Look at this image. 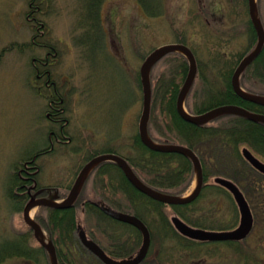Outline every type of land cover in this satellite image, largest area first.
I'll use <instances>...</instances> for the list:
<instances>
[{"label":"rangeland","instance_id":"374dc122","mask_svg":"<svg viewBox=\"0 0 264 264\" xmlns=\"http://www.w3.org/2000/svg\"><path fill=\"white\" fill-rule=\"evenodd\" d=\"M46 1L42 10L44 7L47 10L38 17L44 25L39 28L30 17L27 19L29 0H0V244L4 240L13 241L29 230L22 219V207L17 209L5 193L15 165L45 149L47 133L57 130L44 119L47 106L35 89L39 84H35L32 59H42L48 52H54V64L46 69L57 82L54 87L62 98L61 117L66 121L63 132L68 141L53 144L49 152L39 156L33 176L38 186L57 188L59 195L64 196L90 153L111 148L118 154L130 155L132 136L141 119L138 71L151 50L179 38L185 39L186 45L194 49L203 71L208 73L212 55L240 52L242 58L254 46L248 43L249 17L245 0H158L160 4L149 10L152 14L159 13L155 17L148 15L138 0H105L101 8L105 31V36L101 37L103 53L95 51L92 60L91 55L84 57L83 44L79 45L78 41L86 31L81 22H91L85 20L88 17L86 0ZM256 2L264 23V0ZM33 38L36 42L30 46ZM168 63L167 58L155 67L151 73L153 80L156 74L168 68ZM40 66L42 70V64ZM199 84L196 78L191 91ZM245 85H257V82ZM152 128V136L162 140L161 134ZM255 156L264 162L263 157ZM210 177L209 174L207 182L211 181ZM195 186L196 175L184 195ZM94 188L99 190L100 182L94 180L92 174L84 195L97 199ZM202 193L195 205L198 215L217 211L213 224L234 223L235 210L226 194L209 187ZM37 214L44 216L45 211L35 208L32 216ZM79 215L82 218V214ZM151 229L155 253L161 251L166 257L173 247H179L178 240L168 241L160 236L154 221ZM120 232L125 233L123 229ZM97 236L101 237L98 232ZM249 241L248 245L254 249V240ZM30 244L34 249L39 248L35 240ZM207 249L212 250V247ZM209 252L213 257L206 262L191 260L188 251L174 252V256L185 257L187 264H228L231 260L236 264L237 257L232 251ZM35 254L42 264V253L36 249ZM255 254L264 264V251L256 250ZM2 264L29 263L12 257Z\"/></svg>","mask_w":264,"mask_h":264},{"label":"trees","instance_id":"16d2710c","mask_svg":"<svg viewBox=\"0 0 264 264\" xmlns=\"http://www.w3.org/2000/svg\"><path fill=\"white\" fill-rule=\"evenodd\" d=\"M103 0H86L85 12L93 14L92 18L99 16V7ZM146 13L152 7L159 5L157 0H138ZM159 3V4H158ZM29 11L26 16L36 22L39 28L44 25L39 20L43 5H47L46 0H29ZM47 10V7H44ZM95 22L97 31L100 30V21ZM84 29L86 24H80ZM38 29V28H37ZM82 39L91 35L92 32L84 31ZM96 32V31H93ZM248 43L251 46L255 43V32L248 20ZM44 33V31H42ZM41 33V34H42ZM40 35H35L38 37ZM100 38V37H99ZM33 38L29 45L35 43ZM86 42L85 40L83 41ZM178 43H186L185 39H177ZM195 53V51L193 50ZM242 54H229L227 56L217 53L210 57V71L205 73L198 62L199 86L193 89L190 97L185 101L187 110L192 114H201L212 108L221 105H237L251 112L264 115V106L257 105L241 99L235 94L231 87L230 79L238 63L241 61ZM171 57V56H170ZM176 60L177 72L174 75H161L156 81L153 99L151 101L150 115L147 122V131L149 135L157 142L166 144H182L192 149L198 156L202 171L203 180L207 181V176H224L234 181L244 192L246 198L251 204L254 214V228L251 234L256 246L254 249L247 245L248 242H216L200 243L181 237L175 232L165 214V208L168 206L154 201L144 194L138 192L123 176L117 164L113 162L101 163L93 173L94 180L100 182V187L104 190L102 200L113 208L132 213L138 216L149 227L151 232V246L145 259L140 264H186L185 257H176L174 252H184L185 248H190L191 244H182L178 248H172L169 255H162L161 251L155 253L153 244L154 232L151 229V223L154 221L160 236L168 241L184 240L188 243L199 245L207 251L210 257L211 252L217 249L232 251L237 257L236 264H263L256 256L255 251H264V176L257 173L242 157L240 148L247 146L252 152L264 158V124L252 122L240 116L222 115L209 124L196 126L183 121L175 109L178 90L185 74V62L182 57ZM176 59V57H175ZM41 63V61L39 62ZM42 64V63H41ZM34 75L41 73L42 70L36 63H31ZM172 67V65H171ZM139 78V77H138ZM46 81V80H44ZM246 82L257 85H245ZM240 83L247 91L264 96V47L260 54L244 70ZM255 86V87H254ZM243 87V88H244ZM244 88V89H245ZM55 100L54 97H52ZM55 108V102H52ZM159 113V115H158ZM160 118V120H159ZM154 127L162 137L158 140L153 137L151 130ZM129 149V156H124L137 177L147 186L161 192L171 193L176 196L183 195L190 186L194 169L190 160L181 154L171 152H160L150 150L145 147L137 132L132 136ZM39 151L34 156L26 158L20 164L15 165L13 178L9 182L6 190L7 197L14 201L16 208L20 209L28 198L27 190L36 180L32 175L36 171V158ZM27 166V167H26ZM27 170L32 171L28 173ZM20 172V173H19ZM87 180L82 191L74 205L66 210L44 207L40 210L45 211V215L37 214L35 220L44 228L48 238L54 245L58 264H102L95 259L79 243L76 236L78 224H83L88 236L97 243L107 246L106 250L115 257L126 256L131 252L120 253V222L112 220L104 215L96 206L85 200L79 199L84 195ZM207 187L226 193L217 185L204 184L202 191ZM16 190L22 191V194L16 193ZM39 190L37 188L33 194ZM200 193L198 198L189 204L174 205L169 209L171 214L178 215L188 224L194 227L207 229H228L232 225H215L213 217H216L217 211L206 216L197 214L199 209L195 207L198 200L202 197ZM46 196L51 194L48 190H42L41 194ZM56 198L62 196L57 193ZM124 195V201L121 199ZM24 201L21 202V199ZM91 205V206H90ZM93 209V213L89 211ZM82 214L80 218L79 214ZM147 218L149 219L147 221ZM93 225V226H92ZM135 231L139 236L138 232ZM101 237L97 236V232ZM34 240L30 230L23 235H19L15 240H4L0 244V264L12 257H18L29 264H41L36 259V249L42 253V264H49L47 255L42 248L31 246L30 242ZM138 241V238H137ZM138 243V242H137ZM212 247V250H208ZM184 248V249H183ZM215 250V251H214ZM223 256L221 257V259ZM234 260L228 261L232 264Z\"/></svg>","mask_w":264,"mask_h":264},{"label":"water","instance_id":"95a60500","mask_svg":"<svg viewBox=\"0 0 264 264\" xmlns=\"http://www.w3.org/2000/svg\"><path fill=\"white\" fill-rule=\"evenodd\" d=\"M248 5H249L250 21L257 35V43L254 49L238 64L237 68L233 72L231 77V86L233 91L243 100L264 106V97L246 93L242 90V88L239 85V77L242 71L257 57V55L261 52L262 47L264 45V28L259 18L256 16L255 0H248ZM172 51H180L188 59V72L186 74L184 84L176 99V110L181 118L196 126L203 125L209 122L210 120L221 115L240 116L252 122H260L264 124V115L250 112L236 105L218 106L199 115H192L186 112V110L184 109V99L192 85V82L197 72L194 55L185 45H181V44H167L155 49L149 56L145 58V60L142 62L139 68V75L141 78V82L143 84L142 114L138 126L139 138L142 144L151 150L160 151V152H173L188 157L191 160L193 167L195 169L197 176V184L194 190L186 197H177L173 195L162 194L147 187L144 183H142L133 173L126 160L121 158L120 156L114 154H103L92 158L82 167V169L80 170L74 181L73 187L71 188V190L69 191L68 195L65 197L64 200H62L61 202H54L52 200L45 198L38 200L31 199V201L28 202L23 209V219L25 223L28 225V227L33 230L35 238L38 240V242L47 252L49 256L50 264H57V258L54 247L50 241L43 243L42 241L39 240L37 235L41 228L32 218H30L29 216L30 209L35 206H46L52 208H66L72 206L79 194L81 185L88 171L92 167L96 166L97 164L103 161H112L116 163L123 172L126 179L135 189H137L139 192L145 194L146 196L158 202L168 205L187 204L195 200V198L199 195L203 181H202L201 164L196 154L186 146L156 144L149 138L147 134V121L149 118L150 104H151L148 72L151 65L158 58ZM241 154L243 158L254 169L264 174V163L261 162L256 156H254V154H252V152L249 149L242 148ZM214 183L226 189L231 194V196L235 201V204L238 208L240 215L239 224L235 229L228 231H209L200 228H194L186 224L177 216H172L170 218V221L173 227L175 228V230L180 235L189 239L198 240V241H208V242L239 241L245 238L249 234L252 228L253 218L249 205L243 193L238 188V186L231 180L224 177H215ZM97 205L99 209L109 217L118 221L129 223L134 227H136L142 235L141 245L133 256L121 260H115L110 258L94 241L88 239L85 231L81 227H78L77 235L80 242L105 264H139L146 256L150 245V234L147 227L136 216L125 214L120 211H116L110 206L104 204L103 202H99L97 203Z\"/></svg>","mask_w":264,"mask_h":264},{"label":"bare ground","instance_id":"6f19581e","mask_svg":"<svg viewBox=\"0 0 264 264\" xmlns=\"http://www.w3.org/2000/svg\"><path fill=\"white\" fill-rule=\"evenodd\" d=\"M105 0H103L102 1V3H101V5H100V7H99V16L97 15L96 16V18H92L93 17V14H87L86 12H85V14L88 16V17H86L85 18V20H97V21H102V19H101V8H102V4H103V2H104ZM163 10V9H162ZM159 15V14H158ZM155 16H157V15H155ZM154 16V17H155ZM85 29L86 30H88V31H90V32H92L91 33V35L90 36H88V37H86V38H84V39H82V40H80V39H78V41H79V45H81L82 46V44H83V48H84V51H83V55H84V57L86 58V57H88L89 55H91V57H92V60L94 59V52L95 51H97V53L99 54V53H103L102 52V50H103V48H104V45H103V43L101 42V38H97V37H102V36H104V29H103V27H102V25H101V22H100V30L99 31H97L98 29H97V27L95 26V22H90V23H87L86 24V27H85ZM93 31H96V32H93ZM46 35V34H45ZM85 39H91V40H89L88 42H87V44H85L83 41L85 40ZM178 44H181V45H185L191 52H192V54L194 55V58H195V61H196V66H198V61H197V59H196V57H195V53L193 52V50L194 49H192V47H190V46H188V45H186L187 43H178ZM161 46H163V45H160V46H157V47H155L153 50H151L146 56H145V58L147 57V56H149L155 49H157V48H159V47H161ZM50 49H53L52 48V46L50 47ZM94 50V51H93ZM50 51H52V50H50ZM54 51V50H53ZM171 56V57H170ZM53 57H54V52L52 53V52H48L47 54H45V56L41 59H37L36 61H35V63L39 66V65H41V63H42V72L41 73H39V74H37L36 76L34 75V78H35V84H37V83H41V82H43L44 80H46V82H49V83H51L52 85H55L54 83L56 82L55 80H54V78H52V75H51V72H50V70H48V69H46V67H51V66H53V64H54V59H53ZM175 57H176V59H175ZM178 57H182L183 59H184V62H185V74H184V77H183V80L181 81V84H180V87H179V90H178V94H179V92H180V90H181V88H182V86H183V84H184V81H185V77H186V74H187V72H188V59H187V57L182 53V52H180V51H172V52H169V53H167V54H165V55H163V56H161L160 58H158L152 65H151V67H150V69H149V72H148V77H149V85H150V94H151V97H150V102L152 101V99H153V91H154V88H155V86H156V81L158 80V78L161 76V75H163V74H166L167 76H171V75H174V74H176V72H177V62H176V60H178L179 58ZM145 58L143 59V61L145 60ZM169 59V62H170V64L168 63V68H166V70H164V71H161L159 74H156V77L154 78V80L152 79V71L155 69V67L156 66H158L164 59ZM41 61V63H39ZM142 61V62H143ZM171 65H172V67H171ZM40 69H41V66H40ZM138 83H139V86H138V89H139V91L141 92V103H142V98H143V84H142V82H141V78L139 77L138 79ZM57 83V82H56ZM128 91H129V89H127ZM192 90V87L190 88V91ZM129 93H130V91H129ZM178 94H177V96H178ZM129 95H131V93L129 94ZM45 101H46V106H47V111H46V113L44 114V119H46L49 123H50V125H52V127H55L56 126V129L57 130H55L54 128V130H50L48 133H47V136H46V142H47V145L49 146V147H51L53 144H54V142L55 141H57V142H61V141H64V139H63V137H62V131H61V129H60V125H66V121L64 120V118H62L61 117V114H62V111H63V106H61V104H62V102H61V100H62V98H60V93L58 92V94L54 97L55 98V100H53V98H52V96H50V95H45V96H43L42 97ZM177 99V98H176ZM52 102H55V108L54 107H52L53 106V104H52ZM175 109H176V104H175ZM176 112H177V110H176ZM141 114H142V104H141ZM141 114H140V118H141ZM178 114V113H177ZM179 116V115H178ZM50 117H53V118H55V122H53V121H51L50 120ZM180 117V116H179ZM181 118V117H180ZM183 121H185V122H188V121H186V120H184L183 118H181ZM141 120V119H140ZM188 123H190V122H188ZM194 125V124H193ZM138 134V133H137ZM138 137H139V134H138ZM140 139V138H139ZM64 143H65V141H64ZM142 143V142H141ZM112 154H114V155H117V156H120L121 158H123V159H125V155H123L122 153H117V152H113ZM28 173H31V171L30 172H28ZM35 185H36V180L34 181V183L27 189V190H25L27 193H28V198H27V200L25 201V203H24V205H22V219H23V209H24V207L26 206V204L28 203V202H30L31 201V199H35V200H38V199H42V198H45V199H48V196H46L45 195V193H42L41 194V191L44 189V190H49V188H51V187H42V189L41 190H39L38 192H36V193H32V192H34L35 190H36V187H35ZM73 187V185H71L70 186V188H69V190H68V193H69V191L71 190V188ZM99 190H97V188H94V194H95V196H96V198L97 199H95V198H88L86 195L85 196H83V198L81 197L79 200L81 201V202H85V200H87L88 202H90L92 205H94V206H96L98 209H99V207H98V205H97V203H99V201H101L102 200V194L104 193V190L102 189V187H100V188H98ZM18 191H20V190H16V193H18V194H20ZM5 193H6V190H5ZM68 193L65 195V196H67L68 195ZM79 195H80V193L78 194V196H77V198L75 199V201H74V203L77 201V199H78V197H79ZM98 195V196H97ZM226 195H228V193H226ZM125 199H124V195H123V197H122V199H121V201L123 202ZM12 201V200H11ZM14 202V201H13ZM91 206V205H90ZM44 207H46V206H35V207H33V208H31L30 209V211H29V216H30V218H32L35 222H37L36 220H35V217H33L32 215H33V212H34V210H35V208H39V209H41V208H44ZM70 207H72V206H70ZM70 207H66V208H59V209H62V210H66V209H68V208H70ZM89 211L91 212V213H93L94 211H93V209H89ZM120 212H122V213H125V214H129V212H124V211H120ZM23 222L25 223V221H24V219H23ZM38 223V222H37ZM26 224V223H25ZM38 225L40 226V231H39V233H38V238H39V240L40 241H42L43 243H45V242H47V237H46V231L44 230V228L38 223ZM26 226L28 227V225L26 224ZM28 229L32 232V234H33V237H34V240L38 243V245L39 246H41V244L38 242V240L35 238V236H34V233H33V230L32 229H30L29 227H28ZM97 232V231H96ZM178 243H179V246H180V243H182V244H191V247L190 248H183L185 251H188L189 252V254L191 255L190 256V259L192 260L193 259V261H199V262H206V260L208 259V258H212V257H210L209 255H208V253H207V251L205 250V249H203L202 247H200L199 245H196V244H192V243H188V242H186V241H184V240H181L180 242L178 241ZM106 254H107V251H105L104 249H102ZM128 250V248L127 247H120V253H124V252H126ZM192 253H195L197 256H194V255H192ZM57 264H58V262H57ZM192 264H194V263H192ZM205 264V263H204ZM206 264H209V263H206Z\"/></svg>","mask_w":264,"mask_h":264},{"label":"flooded vegetation","instance_id":"af4514ba","mask_svg":"<svg viewBox=\"0 0 264 264\" xmlns=\"http://www.w3.org/2000/svg\"><path fill=\"white\" fill-rule=\"evenodd\" d=\"M43 87H49V86H48V84L43 83ZM49 94H50V92H49ZM50 120L53 122L56 121L55 118H53V117H50ZM130 236L131 237H129L128 240H126L121 245L127 247L128 249H133L136 246V241H137V238L139 239V237H138V235H135V234H133V235L131 234ZM132 236H134L135 238L133 237V239H132Z\"/></svg>","mask_w":264,"mask_h":264}]
</instances>
